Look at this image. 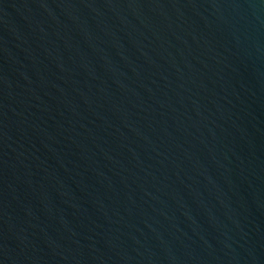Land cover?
<instances>
[{
	"label": "water",
	"instance_id": "95a60500",
	"mask_svg": "<svg viewBox=\"0 0 264 264\" xmlns=\"http://www.w3.org/2000/svg\"><path fill=\"white\" fill-rule=\"evenodd\" d=\"M0 264H264V0H0Z\"/></svg>",
	"mask_w": 264,
	"mask_h": 264
}]
</instances>
